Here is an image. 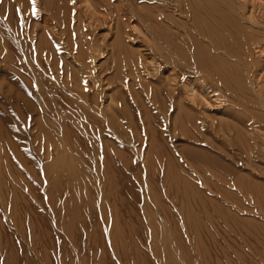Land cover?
Returning <instances> with one entry per match:
<instances>
[{
    "label": "rangeland",
    "instance_id": "1",
    "mask_svg": "<svg viewBox=\"0 0 264 264\" xmlns=\"http://www.w3.org/2000/svg\"><path fill=\"white\" fill-rule=\"evenodd\" d=\"M40 1L47 8L55 1V16L51 9V19L40 16L37 0H0V264H264V164L247 165L249 158L236 146L238 137L247 136L241 135L245 127L225 111L215 116L213 126L189 108L167 104L163 110L166 96L159 95L160 85L143 80L134 87L138 77L131 76L132 68L144 62L143 43L125 40V52L115 56L116 36L99 35L100 40L109 37V49L94 72L103 68L117 82L111 92L104 87L108 119L77 137L74 166H65L66 156L54 147L46 154V143L36 141L37 125L45 120L36 97L34 78L42 76L44 62L37 48L48 46L57 62L59 45L45 22L54 23L59 13L68 32L69 23L78 22L76 11L60 3L67 0ZM126 1L134 19L166 43L165 54L180 52L175 36L188 20L178 16L177 6L185 0ZM101 4L112 6L115 23L114 1ZM249 59L255 72L261 66L258 53ZM112 95L114 111L107 106ZM17 104L21 113L29 107L26 116ZM220 120L230 128L222 131ZM176 122L181 127L175 128ZM234 126L238 136L228 131Z\"/></svg>",
    "mask_w": 264,
    "mask_h": 264
},
{
    "label": "bare ground",
    "instance_id": "2",
    "mask_svg": "<svg viewBox=\"0 0 264 264\" xmlns=\"http://www.w3.org/2000/svg\"><path fill=\"white\" fill-rule=\"evenodd\" d=\"M93 1L97 2L96 0H75V2L67 0L69 6L64 1L60 2L65 4L63 6L64 8L67 7V11L70 7V9H74L77 13L78 25L73 21L69 23L71 30L68 32V25L64 24L62 15L60 16L59 13L57 17H54V23H47L51 22L50 19L54 15V12H56L54 11L55 9H51L55 1H52L51 8H47L46 5L45 7L42 6L43 4H41L40 0H37L36 8L40 12V16L51 17L50 19L47 18L49 20L47 22L44 21L45 19L42 20L47 24V29L50 30L51 36L56 37V41L55 39L52 40L53 43L58 42L59 45L57 48L58 54L55 56L57 62L55 63L52 61L53 56L50 54L49 49H47L49 48L48 46L46 48L43 46L42 48H37L40 57L43 58L44 62L46 61L45 63L42 61L43 64H41L42 66L40 65L41 69H43L42 76L34 78L35 87H37L38 92H36V97L41 98L42 101V105L40 104L42 112H40L43 115H40L44 116L45 120H42L39 124L37 123L38 125L36 124L38 130L35 131L38 133H36L38 138L36 141L38 142L41 139L42 143L43 141L46 143V154L49 155L50 147H54L56 151L60 150V153L66 156L65 162H63L65 166H74L76 163L75 142H77V137L81 136L80 133L84 131L88 132L89 129L91 130L95 126L94 124H97L99 121L108 119V111L104 105L106 103H103L108 94L104 87L111 88L108 90V92H111L112 87L117 82L114 84L112 78H110L111 75L109 77L108 74L103 73V68H101L102 70L98 74L94 72V68L97 69L95 62L102 57L104 51L109 49L106 42L109 40V37H105L106 41L104 38L102 40L98 38L102 32H105L111 37L113 35L116 36V40H114L115 38L113 39L116 42L112 45L111 55L116 56L117 53L125 52V50L122 51V44L125 40H130L132 43H143L144 48L146 47L144 49L140 45L142 49L141 53L144 52L141 57L144 58V62L138 63L139 65L135 64V66L133 64L132 73H135L131 74V76L136 74L138 77L137 80L135 79L136 81L132 82L134 87H136L135 83L136 85L140 84V86L144 84L140 82L143 80L158 84L160 85L158 92L161 91L159 95L166 96L164 99L165 105H163L165 108L163 110L166 109L167 104L177 106L180 111L189 108L198 117L205 119V121L213 126L218 122L215 116L222 114L224 111L227 112V115L233 119V122L236 120L239 122L238 126L239 124L242 125L241 128L247 127L246 130L248 127L252 128L248 129L251 136L248 137V131L246 132L244 128L246 134L242 130L241 135L247 136L244 139H238V137L236 140V146H238L240 152H243L249 158L246 164L249 165L256 162L261 165L264 164L262 161L264 159V0H185L183 2L177 0L179 2L177 9L181 12L178 16H185L188 21H185L184 25H181L179 22L181 26L179 25L177 28L178 33L175 36L176 40H174L178 45L176 49L180 50V52L178 54L172 52V55L165 54L166 43L156 41L155 38H158V36L155 37V35L150 33L151 31L146 28L143 20L141 22V19L139 21L134 19L133 10H131L130 4L126 3V0H113L116 5L115 10H117L115 23L109 15L113 2L110 4L112 6L108 8L109 6L101 4V0L96 5ZM174 8L176 7L174 6ZM50 9L53 10L52 15ZM175 31L177 30L175 29ZM163 44L166 46L163 47ZM133 49L131 50L133 51ZM253 51L258 53L259 61L261 62V66L255 71L257 75L252 70L253 66L251 65L253 61L251 62L252 59H249ZM133 52L132 54H134ZM135 54L138 57L137 53ZM68 56L71 59L70 65ZM137 57L136 61H138ZM115 59L116 57H113L112 65H114V72L117 73L118 64ZM234 66H237V69ZM103 67L105 66L103 65ZM109 68H104V70L107 69L106 71H109ZM114 72L112 70L113 74ZM114 79L117 80L115 77ZM28 80L32 82L29 76ZM89 80L93 88L88 84ZM249 87L252 88V91ZM159 88L166 89L161 90ZM253 96L258 97V99ZM17 97L20 100L21 96ZM113 97L112 95L110 100H108L109 98L107 99L110 102L107 106L111 110L114 108L113 102L115 99ZM27 99H29L27 101L32 100L30 98ZM23 100H25L24 97ZM19 102L17 101L18 104ZM25 102L26 100L23 103L25 104ZM31 104L29 106L34 107ZM249 104H253L257 109L249 107ZM17 107L16 110L20 112V115L22 114L21 116H24L25 110H27L26 113L30 111V109L28 110L29 107L24 108V111L22 110L23 114L20 107H18L19 110ZM37 107L36 105V110ZM31 110L33 112V109ZM35 114H38V111ZM20 115L19 117L22 118ZM219 122L218 124L221 125L222 131H224L223 126L225 125L226 128H230L228 122H225V125L223 121L220 120ZM189 124V121H183L182 125L189 127ZM175 126V128H179L181 124L176 122ZM232 130L228 129L231 134L233 132H236V136L240 134L237 127ZM19 153L21 154L22 152ZM60 165L62 164L58 166Z\"/></svg>",
    "mask_w": 264,
    "mask_h": 264
},
{
    "label": "snow or ice",
    "instance_id": "3",
    "mask_svg": "<svg viewBox=\"0 0 264 264\" xmlns=\"http://www.w3.org/2000/svg\"><path fill=\"white\" fill-rule=\"evenodd\" d=\"M33 2H34V0H33Z\"/></svg>",
    "mask_w": 264,
    "mask_h": 264
}]
</instances>
